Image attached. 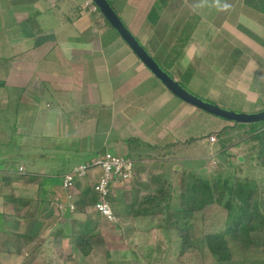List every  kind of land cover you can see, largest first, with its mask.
<instances>
[{"label": "crops", "instance_id": "crops-1", "mask_svg": "<svg viewBox=\"0 0 264 264\" xmlns=\"http://www.w3.org/2000/svg\"><path fill=\"white\" fill-rule=\"evenodd\" d=\"M87 1L0 0V264H47L36 258L48 250L44 241L35 245L40 233L29 219L34 210L56 219L62 176L75 167L107 152L134 161L138 177L149 162L216 153L218 134L230 124L173 96L100 13L84 8ZM107 1L186 90L231 111L264 109V0ZM99 175L93 170L75 185L77 209L64 215L75 234L89 221ZM122 190L110 198L113 211L122 210L114 212L122 231L108 240L123 242L104 248L105 239L93 233L84 257H106V264H197L189 259L193 248L180 254L162 249V242L149 247L160 230L143 228L157 227L160 217L136 215ZM75 234L53 241L55 255L68 240L70 252L80 254Z\"/></svg>", "mask_w": 264, "mask_h": 264}, {"label": "rangeland", "instance_id": "rangeland-1", "mask_svg": "<svg viewBox=\"0 0 264 264\" xmlns=\"http://www.w3.org/2000/svg\"><path fill=\"white\" fill-rule=\"evenodd\" d=\"M254 113V112H253ZM230 123V122H228ZM259 124V123H256ZM227 128L224 131H221V142L224 144V147L231 148L232 150L228 153L225 152V156L223 154H219L221 147H218L219 144L216 143V153L211 151L208 155L212 154L210 157L208 155H200L196 154V157H189L185 162L174 160V162H164V161H155L154 163H147L143 169H138L140 176L136 175L137 179L133 180L130 184L131 189L127 185L122 186V199L134 202L136 204L135 212H138V216L143 214L144 217L156 216L160 217L156 225H153L152 229H144L148 234L152 233V230L158 229L160 230L159 235L156 234L154 238H150V246H158L162 242V249H180L181 253L184 248L189 249L193 248L197 253L195 255H190L189 259L196 261L200 264H210L211 256L205 250L204 245L201 242V239L204 235L216 234L222 232L227 226V210L223 207L222 204L217 203L216 201L211 204H204L203 200L199 199L196 202L197 212H194L191 219L180 221L181 225L185 226L186 229H182L181 231H176V220L174 218V212L178 208L180 195L182 190L184 191L185 185L184 183L187 181L188 174L184 170L183 167L186 165L189 167V171L200 173L201 175H205L206 179L210 182L216 178V176L222 175L223 178L229 177L230 184L232 187L235 186V182L243 183L244 181H251L254 183V187L256 188L254 196L257 197L255 199H259L260 196L264 198V167L260 165L257 154H258V142L254 141L250 138V130L249 128H239L238 126H233L232 123L228 124ZM234 147V148H232ZM227 149V150H228ZM197 152V151H196ZM191 156V155H189ZM198 156V157H197ZM208 156V157H207ZM227 157V159H226ZM156 159V158H154ZM40 165H45L46 162L41 160L39 161ZM56 165L58 166V161H56ZM62 164V162H61ZM230 167V168H229ZM20 168V167H19ZM18 168V171H19ZM58 168V167H57ZM179 168V169H177ZM23 169V168H22ZM39 168H34L35 172L38 171ZM64 170L61 169V172ZM166 172L163 174V171ZM184 170V171H183ZM24 171V169H23ZM22 171V172H23ZM183 171L182 173H180ZM91 172H89L90 175ZM186 173V174H185ZM79 182V181H78ZM162 188L165 194H161L164 197V202L160 203L157 207V202L153 199L149 200L146 197L152 198L153 196L157 197L159 191L158 189ZM126 190V192H124ZM125 193V194H124ZM217 195V194H216ZM253 196V198H254ZM146 198L145 202L144 199ZM238 202V201H236ZM46 211V210H45ZM120 211H122L120 209ZM117 208H114V212L116 215L121 214ZM260 213L264 216V207L261 205L259 209ZM31 214L32 217L29 220H32L30 224L34 227V231H38L40 233L39 240L35 242L39 243L44 241V245L46 246L48 252H40L42 255L37 256L36 258H41V261H46L48 264H61V261L69 260L73 264H106V257H98V256H87L84 257L82 254L70 252L74 247L70 244V240L66 241L64 247H59L58 254L55 255L54 242L55 235L59 234L61 237H65L63 233L69 234L71 232L72 236L76 232L71 229L70 231V223L68 220L62 218L57 220V218L50 219V213L46 214L41 212L40 210L37 212L34 210ZM115 215V216H116ZM87 218V226L93 227L95 223L97 225L94 226L93 233L96 235L102 236L106 243L105 247L112 244H121L123 240H115L111 242L108 240V237H113L114 235L118 236V234L122 231L121 224H119L118 219L115 221L108 222L101 216L95 213L94 209L91 208L86 212ZM64 219V220H63ZM35 220V221H34ZM34 221V222H33ZM62 221H64L62 223ZM50 222V225H49ZM59 223H62L59 226ZM142 227L148 226L147 224L141 225ZM48 227V228H47ZM156 227V228H155ZM51 228V230L49 229ZM147 228V227H146ZM180 232L182 234H180ZM164 237L170 238V243L166 244L164 241ZM181 237L187 238V242L185 243V247L182 249V240ZM252 239L255 243H258L259 247L255 248L253 245L248 249L244 248L241 243L235 242L232 239L228 238L229 248L232 252L233 261L241 264H264V232L261 233H253L251 235ZM66 238H70L69 235ZM119 241V242H118ZM51 242H53V252L51 250ZM146 245L148 244V240L144 241ZM35 247V246H34ZM32 247V248H34ZM165 247V248H164ZM44 254V255H43ZM55 255V256H54ZM60 257V258H59ZM183 256H179L178 258H182ZM69 259V260H68ZM168 257H164V261L168 260ZM210 259L211 261H208ZM179 260V259H178ZM180 261V264H185L184 261ZM35 264H40L39 261L36 260ZM43 264V263H42ZM63 264H68L67 262ZM166 264V263H164Z\"/></svg>", "mask_w": 264, "mask_h": 264}, {"label": "trees", "instance_id": "trees-1", "mask_svg": "<svg viewBox=\"0 0 264 264\" xmlns=\"http://www.w3.org/2000/svg\"><path fill=\"white\" fill-rule=\"evenodd\" d=\"M232 125L236 127L238 126L242 129L249 128L251 132L250 138L257 141L259 144L257 159L260 165L264 167V122L250 125H238L232 123ZM220 135L221 133L218 134L217 139L221 146L219 154L225 156V152L229 146H223L224 144L221 142ZM186 173L188 174V178L184 183L185 189L184 191L182 190L178 208L173 215L176 220V231L186 229L185 226L181 225L180 221H185L193 217L192 215L194 212L198 211L196 209V202H198L199 199L203 200L206 205L215 201L222 204L228 212L226 228L220 233L204 235L201 242L216 264H241L233 261L228 238L241 243L246 249L252 245L255 248L259 247L258 243H255L252 239L251 235L253 233L264 232V216L259 211L261 205L264 207L263 196H260L259 199H255L257 198L254 196L256 188L251 181H244L243 183L235 182V186L232 187L228 176L223 178L222 175H219L209 182L205 175H201L200 173L192 171H186ZM136 179L137 177L135 175L134 180ZM158 191L159 192L156 193L157 197H146L148 201L151 199L155 200L157 202V207L160 203L164 202V197H162L161 194H165L162 188L158 189ZM146 198L144 199V202ZM93 202H96L95 199ZM146 212L148 211L145 210V213L143 214H146ZM143 214H141V216H143ZM136 215H138V212H136ZM95 225H97V223H95L92 228L89 227L90 225L83 226V230L79 231L74 236L75 247L83 256L87 255L91 250L90 240ZM180 234L182 233L180 232ZM59 236V234H56L55 239L59 240ZM181 240V246L183 249L187 242V238L181 237ZM184 250H186V248H184Z\"/></svg>", "mask_w": 264, "mask_h": 264}, {"label": "built area", "instance_id": "built-area-1", "mask_svg": "<svg viewBox=\"0 0 264 264\" xmlns=\"http://www.w3.org/2000/svg\"><path fill=\"white\" fill-rule=\"evenodd\" d=\"M84 8L91 13H100L91 0L84 3ZM104 21H102L103 23ZM209 141L215 143V137L211 136ZM100 170L98 179L92 184L91 189L97 197L93 205L96 214L112 222L116 216L110 204V198L116 189L130 184L135 179L134 162L124 156L103 153L92 159L89 163L79 165L62 176V191L64 199L55 203V217L57 220L64 218L65 211L74 213L77 209L75 185L78 181L88 177L89 172ZM23 169L19 168V173Z\"/></svg>", "mask_w": 264, "mask_h": 264}, {"label": "water", "instance_id": "water-1", "mask_svg": "<svg viewBox=\"0 0 264 264\" xmlns=\"http://www.w3.org/2000/svg\"><path fill=\"white\" fill-rule=\"evenodd\" d=\"M91 1L98 8L107 24L117 33L130 51L173 96L211 116L234 124L250 125L264 122V109L255 113L231 111L204 100L186 90L160 67L154 58L129 31L107 0Z\"/></svg>", "mask_w": 264, "mask_h": 264}]
</instances>
